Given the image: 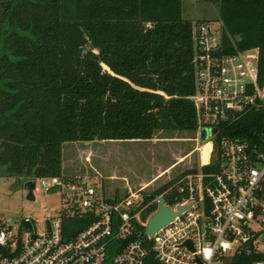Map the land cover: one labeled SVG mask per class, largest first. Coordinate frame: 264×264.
<instances>
[{
  "label": "trees",
  "instance_id": "trees-1",
  "mask_svg": "<svg viewBox=\"0 0 264 264\" xmlns=\"http://www.w3.org/2000/svg\"><path fill=\"white\" fill-rule=\"evenodd\" d=\"M213 1L224 44L256 50L264 87V0ZM199 22L183 17L182 0H0V177L62 180L65 142L195 131L192 32ZM218 128L216 140L259 139L264 109ZM191 171L145 192L142 217L156 210V196L180 200L176 186ZM90 220L64 224L80 229ZM247 249L217 264L264 262V253ZM144 264L162 263L149 252Z\"/></svg>",
  "mask_w": 264,
  "mask_h": 264
},
{
  "label": "built area",
  "instance_id": "built-area-1",
  "mask_svg": "<svg viewBox=\"0 0 264 264\" xmlns=\"http://www.w3.org/2000/svg\"><path fill=\"white\" fill-rule=\"evenodd\" d=\"M221 29L205 21L193 26L195 89L190 98L197 161L176 186L182 198L163 201L173 211L185 209L148 235L146 223L156 210L142 217L147 184L109 201L89 185L33 177L28 179L34 181L33 192L60 186L72 189L65 192L72 196L81 190L82 197L40 221H0V264H144L149 252L162 264H217L223 255L246 247L264 253V135L254 141L215 138L218 127L238 113L264 109V87L258 82L256 50L230 51ZM67 217L91 220L77 229L64 224Z\"/></svg>",
  "mask_w": 264,
  "mask_h": 264
},
{
  "label": "rangeland",
  "instance_id": "rangeland-1",
  "mask_svg": "<svg viewBox=\"0 0 264 264\" xmlns=\"http://www.w3.org/2000/svg\"><path fill=\"white\" fill-rule=\"evenodd\" d=\"M182 15L193 22L201 20L222 26L213 0H182ZM195 141V131H181L157 132L147 140L65 142L62 181L78 187L89 185L104 198L122 200L128 196V188L135 191L147 184L145 190L149 191L194 167L197 161ZM178 157L182 159L179 162ZM33 193L34 199H28L18 178L0 177V221L25 217L40 221L57 213L67 201H79L82 197L81 190L72 196L60 186Z\"/></svg>",
  "mask_w": 264,
  "mask_h": 264
},
{
  "label": "water",
  "instance_id": "water-1",
  "mask_svg": "<svg viewBox=\"0 0 264 264\" xmlns=\"http://www.w3.org/2000/svg\"><path fill=\"white\" fill-rule=\"evenodd\" d=\"M212 132H215V129H213ZM205 138H206V134L203 131L201 134V139L204 140ZM18 184L25 188L26 193H27L26 197L28 199H34V193H33L34 181L33 180L23 181L21 180V178H18ZM71 190L72 189L67 188V187L62 188L63 192H70ZM163 201H164V198L162 196H159L157 199V209L147 220L146 233L148 235H152L155 230H157L159 227H161L168 221L172 220L175 217V215H177L179 212H181L186 207V205L178 206L177 211H173L169 209L166 205H164Z\"/></svg>",
  "mask_w": 264,
  "mask_h": 264
},
{
  "label": "crops",
  "instance_id": "crops-1",
  "mask_svg": "<svg viewBox=\"0 0 264 264\" xmlns=\"http://www.w3.org/2000/svg\"><path fill=\"white\" fill-rule=\"evenodd\" d=\"M63 146V145H62ZM82 151V150H81ZM83 152H88L87 150H83ZM181 157V156H180ZM180 157H178V161L177 162H179V161H181L182 159V157L180 158Z\"/></svg>",
  "mask_w": 264,
  "mask_h": 264
},
{
  "label": "bare ground",
  "instance_id": "bare-ground-1",
  "mask_svg": "<svg viewBox=\"0 0 264 264\" xmlns=\"http://www.w3.org/2000/svg\"><path fill=\"white\" fill-rule=\"evenodd\" d=\"M204 150H206V147L204 148Z\"/></svg>",
  "mask_w": 264,
  "mask_h": 264
}]
</instances>
